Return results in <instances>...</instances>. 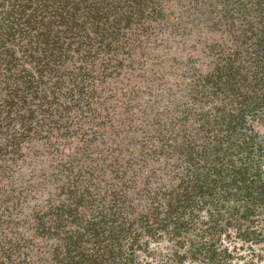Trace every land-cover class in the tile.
I'll return each instance as SVG.
<instances>
[{
    "label": "trees",
    "instance_id": "trees-1",
    "mask_svg": "<svg viewBox=\"0 0 264 264\" xmlns=\"http://www.w3.org/2000/svg\"><path fill=\"white\" fill-rule=\"evenodd\" d=\"M203 9L214 107L171 165L176 124L137 116L146 59ZM256 115L264 0H0V264H264Z\"/></svg>",
    "mask_w": 264,
    "mask_h": 264
},
{
    "label": "rangeland",
    "instance_id": "rangeland-1",
    "mask_svg": "<svg viewBox=\"0 0 264 264\" xmlns=\"http://www.w3.org/2000/svg\"><path fill=\"white\" fill-rule=\"evenodd\" d=\"M202 11L203 14L191 12L182 19L176 33L168 34L159 41L150 50L146 59L144 76L146 89L140 95L137 116L147 120L150 123V128L154 126V128L160 129L171 122L176 124L174 131H177L179 148L173 156L169 153L164 156L171 165L176 162L175 159L186 161L189 141L199 142V135L204 132L201 126L206 124L207 119L203 117V110L196 108L201 107L205 109L203 112H207L208 109L214 107L213 102L207 101L205 104L203 101L195 99L193 74L196 71L205 70V66L201 60L191 62L189 59L191 55L199 51L195 41L217 35L208 31L204 26L205 22H211L213 15L206 14L204 9ZM219 103L217 105H220ZM132 116L133 113L128 118L132 119ZM248 121L254 129L249 132L253 138L252 143L259 151L264 148V123L258 119V115L251 116ZM129 124L126 123L127 129L124 130L125 133L122 132L123 137L129 138L130 132H137L140 129L139 125L135 123ZM128 127L131 128L129 132ZM254 162L259 167L264 179L263 151L258 152ZM165 244L162 243V245Z\"/></svg>",
    "mask_w": 264,
    "mask_h": 264
}]
</instances>
